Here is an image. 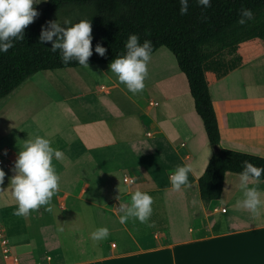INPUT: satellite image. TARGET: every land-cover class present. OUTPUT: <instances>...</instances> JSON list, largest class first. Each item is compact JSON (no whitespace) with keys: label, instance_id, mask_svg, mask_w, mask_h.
<instances>
[{"label":"crops","instance_id":"1","mask_svg":"<svg viewBox=\"0 0 264 264\" xmlns=\"http://www.w3.org/2000/svg\"><path fill=\"white\" fill-rule=\"evenodd\" d=\"M47 2L33 4L34 23ZM162 48L150 56L147 82L137 93L118 80L110 65L95 64L41 71L28 79L53 90L39 106H32V94L15 97L27 81L6 97L9 108L0 126L5 130L0 133V170L5 172L0 236L6 234L5 218L16 216L11 179L24 142L41 135L64 155L52 161L61 180L51 210L44 205L22 216L23 230L9 236L18 261L0 264H264V203L255 211L236 207L244 189L233 173L226 174L219 200H202L199 179L215 149L195 105L173 116L172 110L157 109L169 96L159 101L148 92L157 74L179 76L174 63L166 64ZM263 57L264 52L212 83L210 93L220 147L264 158V92L249 76ZM178 165L191 171L187 186L178 191L181 205L167 217L161 193L173 190L169 177ZM124 171L136 177L128 184L135 189L125 185ZM247 184L257 187L264 201V181L250 178ZM137 188L153 197L152 214L147 222L130 218L121 223L120 205L127 206ZM99 227H107L109 235L94 241L91 233Z\"/></svg>","mask_w":264,"mask_h":264},{"label":"trees","instance_id":"2","mask_svg":"<svg viewBox=\"0 0 264 264\" xmlns=\"http://www.w3.org/2000/svg\"><path fill=\"white\" fill-rule=\"evenodd\" d=\"M180 0H49L42 18L27 25L16 37L3 43L11 47L0 52V100L41 71L81 67L78 59L63 60V49L44 35L52 24L67 29L81 21L91 24V51L88 66L110 65L127 54L131 35L143 46L150 42L149 56L167 48L186 76L195 111L201 118L215 151L199 179L200 195L206 202L221 198L227 173L240 175L247 163L264 168V158L220 147L221 133L210 93V85L228 76L248 61L241 55L245 41H264V0H210L209 6L187 0L188 11L181 15ZM253 11V18L243 10ZM244 19L245 23L238 21ZM22 37V38H18ZM105 48L101 56L95 51ZM258 180L264 181V172Z\"/></svg>","mask_w":264,"mask_h":264},{"label":"clouds","instance_id":"3","mask_svg":"<svg viewBox=\"0 0 264 264\" xmlns=\"http://www.w3.org/2000/svg\"><path fill=\"white\" fill-rule=\"evenodd\" d=\"M38 0H0V52L6 51L11 47V43H3L9 37H16L29 25L37 12L33 4ZM181 15L188 11L187 0H180ZM198 4L209 6L210 0H197ZM243 16L253 18V11L243 10ZM244 24V19L238 21ZM53 31L44 35L45 39L51 40L53 35L60 32L63 36L53 45L63 49V60L66 62L70 57L78 59L79 65L88 68V57L91 51V24L88 21H81L67 29H61L58 24H52ZM22 38V37H18ZM126 47L129 49L126 55L116 58L111 64L110 69L115 73L118 80L125 84L127 89L133 93L143 90L144 81L148 76V64L150 59V42L146 41L143 46L138 45L137 36L131 35L128 38ZM95 51L101 56L105 53V48L99 45ZM52 141L44 136L36 135L32 139L24 142L23 149L19 152L15 161L17 174L11 179L12 195L17 202L16 215L24 216L30 210L38 209L44 205L50 211V202L54 194L60 187L61 177L53 165V159L63 157V152L59 148L51 146ZM191 171L189 165H178L170 175L169 180L173 190L179 191L182 186L188 184V174ZM264 168L253 166L247 163L246 169L240 174V186L244 189L243 198L237 200L236 207H243L250 210H257L264 203L261 200V191L257 187H249L247 182L250 178L258 179ZM5 172L0 170V184L3 183ZM131 185L136 181V177H125ZM153 197L146 191L137 188L131 195V202L126 206L121 203L119 217L121 223H125L130 218H136L140 222H147L151 216L153 208ZM109 235L107 227L96 228L91 233L94 241L106 239Z\"/></svg>","mask_w":264,"mask_h":264},{"label":"rangeland","instance_id":"4","mask_svg":"<svg viewBox=\"0 0 264 264\" xmlns=\"http://www.w3.org/2000/svg\"><path fill=\"white\" fill-rule=\"evenodd\" d=\"M44 1L45 0H41V2H44ZM263 52H264V41L260 39H256L254 41H245L242 44L241 55L245 58L251 59V58H254L260 55ZM160 54L166 58L167 60L166 64L168 65L169 68L172 67V63H174L179 76L171 78V79H166L165 76L157 74L155 78H153L155 85L151 90H148V92H150V94L154 93L156 97L159 98L158 99L159 101L161 100L162 98L161 96L163 94H165L166 96H169L170 101L166 103L164 106L157 107V109L159 110L161 109L164 112L165 111L169 112L170 110H172L173 116L177 114L179 115V113H181L182 108L184 106L188 107V104H191V106L194 107V100L190 93L187 78L180 70H178L179 69L177 66L178 64L174 58V55L165 48H162V51ZM167 57L170 58L172 62ZM262 60L263 62L256 63V66L254 65L255 70L251 71L249 75L252 79L255 80V82L257 81V84H258L257 87L260 93L264 92V57L262 58ZM254 62L255 61H253V63ZM146 82L147 81L145 80L144 84H146ZM52 87L55 90L56 88H58L55 84ZM30 94H32L35 99L34 103H32V106L33 105L39 106L41 105V100L42 101L47 100L53 94V90L50 86H46V88L45 87L43 88L40 85H36L33 80H29L25 84H23L19 88V90H17L15 97L19 99V97L21 96L23 97L25 95H30ZM6 99L7 100H4V102H0V107L3 106V108L0 110V126H1L2 116L7 112L9 108L8 98ZM137 130L138 129H134V131H137ZM4 132H5L4 128H0V133H4ZM125 174L132 175L130 171H124L122 175L124 176ZM125 185H127V188H131L132 190L135 189L134 186L132 187L126 183ZM166 186H170V183L167 182ZM161 195L163 198V202L165 204V211H166L167 217L170 216V214L176 213L177 208L181 205V196L179 192L175 190H167V191L162 192ZM177 215L178 214H175L174 216H177ZM4 222L6 224V229H5L6 234L5 235L1 234L0 236V262H2L4 259L14 261V258L17 256L18 253L14 251L13 239L11 241L9 236L10 235L13 236L14 234L13 232L19 235L20 231L23 230L22 228L23 217L20 215H16L14 217L11 216V218L6 217ZM2 236L7 237L9 241V247L11 248V255L6 256L3 253V249L1 246ZM68 259L70 260L71 258H68ZM68 259H67V262H68Z\"/></svg>","mask_w":264,"mask_h":264},{"label":"built area","instance_id":"5","mask_svg":"<svg viewBox=\"0 0 264 264\" xmlns=\"http://www.w3.org/2000/svg\"><path fill=\"white\" fill-rule=\"evenodd\" d=\"M150 104H151L152 106L157 105L156 103H153V102H151ZM125 177L131 178L132 176L127 175V176H125ZM125 177H124V179H123L124 182L127 183V184H129V183L127 182V180L125 179ZM135 182H136V181H135ZM134 184H135V183H134ZM131 185H133V184H131ZM1 246H2V249H3V253H4L6 256L11 255V248L9 247V241H8L7 237H2V239H1ZM14 261L17 262V261H18V258L15 257V258H14Z\"/></svg>","mask_w":264,"mask_h":264}]
</instances>
